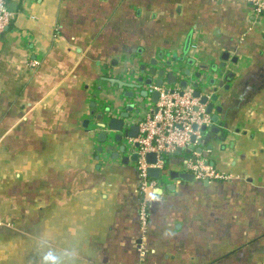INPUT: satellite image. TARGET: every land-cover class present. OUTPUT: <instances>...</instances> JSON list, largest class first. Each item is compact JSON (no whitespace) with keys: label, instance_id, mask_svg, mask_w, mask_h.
I'll use <instances>...</instances> for the list:
<instances>
[{"label":"crops","instance_id":"1","mask_svg":"<svg viewBox=\"0 0 264 264\" xmlns=\"http://www.w3.org/2000/svg\"><path fill=\"white\" fill-rule=\"evenodd\" d=\"M8 10L0 264H264V15L251 0H8ZM154 68L206 96L217 121L163 157L142 230L127 140L155 88L141 98L108 80L154 84ZM130 104L121 132L101 128ZM194 155L228 179H195L183 169Z\"/></svg>","mask_w":264,"mask_h":264},{"label":"built area","instance_id":"2","mask_svg":"<svg viewBox=\"0 0 264 264\" xmlns=\"http://www.w3.org/2000/svg\"><path fill=\"white\" fill-rule=\"evenodd\" d=\"M251 4L256 15H264V0H251ZM11 20L12 13L8 10V0H0V33L5 30ZM158 91L159 97L151 112L137 123V137L127 140L130 147L137 145L135 153L137 154V170L140 179L139 223L142 230L148 223L149 203L156 197L152 192L159 187V181L149 177L148 170L150 168L161 170L164 161L160 158L176 151L189 149L194 145L191 142L192 137L196 141L201 129L210 124L205 106L192 96L190 89L168 90L167 92L161 89ZM149 153L156 155L155 164L146 162L145 156ZM183 169L197 180L220 181L228 179V176L217 172L195 155L184 162Z\"/></svg>","mask_w":264,"mask_h":264},{"label":"water","instance_id":"3","mask_svg":"<svg viewBox=\"0 0 264 264\" xmlns=\"http://www.w3.org/2000/svg\"><path fill=\"white\" fill-rule=\"evenodd\" d=\"M190 45H191V36L188 35L185 42H184V46H183V54L186 55L187 52L189 51V48H190ZM184 58H180V60L182 61ZM154 66L155 63H153ZM167 67H170V64L167 63L166 64ZM143 73H144V70H143ZM150 75L151 76H155L157 75L158 78H160L159 80H157L154 84L152 82V78H147L144 80H142V78H136V81H133V82H121L119 80H108L110 83H115L117 84L119 87H124L126 89H129L131 91L133 90H139V96L141 98H146L148 96V92L146 90H143V87H150V86H154L155 89H158V90H161L163 89L164 85H166L168 88L171 87V86H174L176 85V83L178 82L177 81V76L175 75L174 72H167L165 73V70H160V69H151L149 71ZM132 76H134L132 74ZM188 84L187 82L185 81H180L178 82V87L181 89V90H185L187 88ZM194 88L196 86H193ZM158 90H154L150 93L151 95V98H152V101L155 103L157 102L158 100V97H159V91ZM164 92H167L168 89H163ZM134 94L131 93L129 94V98L133 99L134 98ZM192 96L196 99L199 100L200 104L201 105H204L205 106V112L207 115H211L212 118L211 120L213 122H216L217 121V117L215 115H212V110H213V104L212 103H209L208 102V98L206 96H201L200 93L198 91H194L192 93ZM210 100L211 102L215 101L216 100V95H212L210 97ZM133 105L130 104L128 107L125 108V111L124 113L120 114L117 118H113V119H110L108 124L107 125H101V128L105 129L107 128L108 130L110 131H114V132H121L124 128V121L125 120H128L129 119V114L132 109H133ZM215 112L219 113L220 112V108H217L215 109ZM205 127H203L201 130H204ZM102 132L100 134V139H99V142H104L105 139H106V134L105 132ZM138 135V126L137 125H132L130 126L129 128V133H128V137L130 138H136ZM120 138V136L118 137ZM191 142L192 143H195V138L192 137L191 139ZM137 146V145H135ZM121 151H123V148H121ZM175 153H178V151H176ZM133 158H137V154H135L133 156ZM160 159H163V158H160ZM145 160L148 164H155L156 162V155L154 153H149L145 156ZM159 169L158 168H150L148 170V175L149 177H152V178H156L159 174ZM173 176L175 177H178V174H173ZM182 179L184 180H188V179H191L192 176L190 175H185V174H182L180 175Z\"/></svg>","mask_w":264,"mask_h":264},{"label":"trees","instance_id":"4","mask_svg":"<svg viewBox=\"0 0 264 264\" xmlns=\"http://www.w3.org/2000/svg\"><path fill=\"white\" fill-rule=\"evenodd\" d=\"M164 159V158H163Z\"/></svg>","mask_w":264,"mask_h":264}]
</instances>
